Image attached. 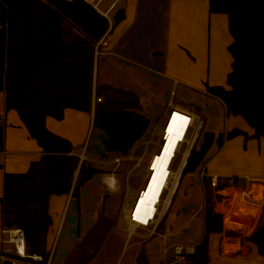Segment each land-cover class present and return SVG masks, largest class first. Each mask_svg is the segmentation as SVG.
Here are the masks:
<instances>
[{"label": "crops", "instance_id": "1", "mask_svg": "<svg viewBox=\"0 0 264 264\" xmlns=\"http://www.w3.org/2000/svg\"><path fill=\"white\" fill-rule=\"evenodd\" d=\"M120 10L124 12L122 19L114 26L112 23L111 30L96 44L99 54L95 60V83L101 89L100 96L117 89L132 92L134 110L149 119L146 133L131 150L149 138L156 125L164 122L160 120L166 116L174 86L176 103L200 113L206 121L198 149L206 133L214 135L196 168L182 177L160 228L167 234L166 241L154 237L146 243L135 242L140 247L136 263L162 264L166 245L201 243L205 237L206 206L210 199L213 210L221 217L222 230L209 236V264H264V257L251 240L255 232L264 227V137H254V128L242 116L228 113L222 99L208 89L217 85L228 87L227 76L233 62L228 47L233 38L227 14L211 13L209 0H119L110 10L111 18ZM76 29L73 32L78 34ZM94 109L93 105L91 112L66 108L61 119L47 116L45 126L69 140L73 153L80 157L89 128H97ZM0 123L4 126L0 148L1 198L4 173L27 171L31 162L40 159L42 150L29 135L17 111L5 108L4 90H0ZM234 129L248 136L228 137ZM221 135L223 139L219 140ZM105 139L106 134L104 143ZM107 153L112 158L99 161V166L85 157L87 164L102 171L81 187L79 199L72 192L49 196L48 212L52 223L47 250L51 233L56 231L57 234L61 225L72 235L74 227H78V239L74 244L77 245L67 249L57 264H89L103 247V244L95 247L91 242L104 243L109 234L117 230L119 223L116 228L108 229L104 223L99 225L102 212L106 219L111 220L117 214L122 218L126 198V188L121 186L124 177L121 180L118 169L113 172L119 179L116 188H111L106 178L108 173L103 171H112L109 165L115 166L114 158L121 154ZM98 175L102 178L101 193H94V197L87 185ZM212 176L218 178L217 186L211 185ZM2 225L0 203V229ZM79 246L87 248L89 253L91 246L94 250L87 260L82 258L75 263L72 255Z\"/></svg>", "mask_w": 264, "mask_h": 264}, {"label": "trees", "instance_id": "2", "mask_svg": "<svg viewBox=\"0 0 264 264\" xmlns=\"http://www.w3.org/2000/svg\"><path fill=\"white\" fill-rule=\"evenodd\" d=\"M209 9L228 16L233 38L228 49L233 62L228 87L208 89L222 99L228 113L242 116L254 128V137H264V3L209 0ZM123 16V11H117L113 26ZM65 20L79 29L70 41L63 36ZM109 27V20L84 0H0V90L5 93V108L17 111L42 150L40 159L31 162L27 171L4 173L2 223L22 229L28 253L38 254L45 261L52 223L49 196L72 192L79 199L81 187L102 171L85 160L80 164L72 143L49 131L45 119H61L66 108L92 111L96 44ZM95 90L102 98L98 85ZM115 91L121 99L108 96L96 102L94 126L105 132L107 152L128 154L146 133L150 121L134 110L132 92ZM238 134L248 136L234 129L228 137ZM213 138L212 133L205 134L203 145L190 156L184 174L196 168ZM3 140L4 126L0 123V148ZM205 219V237L197 244L190 264H209V236L222 230L221 217L210 199ZM251 240L264 257V227Z\"/></svg>", "mask_w": 264, "mask_h": 264}, {"label": "built area", "instance_id": "3", "mask_svg": "<svg viewBox=\"0 0 264 264\" xmlns=\"http://www.w3.org/2000/svg\"><path fill=\"white\" fill-rule=\"evenodd\" d=\"M84 1L91 4L109 20L110 27L108 31H110L112 28L110 10L114 8L119 0H114L108 10L101 7L105 0ZM98 54L99 51L96 49V57ZM175 96L176 87L174 86L168 100L166 120L152 129L150 137L141 144L143 145L142 151L137 153L136 147L128 154H121L114 158L117 168L127 161L132 164V168L128 173L142 174V182L137 188L130 186L128 183L130 174L127 175L126 199L122 207L121 221L125 225L128 241H131L140 230L148 233V238L160 237L166 241L167 234L161 232V225L172 206L188 160L192 153L198 149L205 128L206 121L204 117L198 112L180 106L176 103ZM101 99L97 96L94 87L92 94L93 107ZM170 125L173 129L174 146L171 152H166L170 155V161L166 166H163L155 160L156 158H163L162 153L168 143ZM182 130L183 134L180 136L179 133ZM84 159L85 155H80V160L83 161ZM113 176L108 175L106 178L109 180L111 188H116L117 180ZM152 182V194L140 203ZM218 183V178L212 176L211 185L217 186ZM196 247L197 244L177 243L166 245L162 264H190L191 258L196 254ZM0 264H52V250L49 251L46 261L38 254H30L27 251L24 231L17 227L2 225L0 229Z\"/></svg>", "mask_w": 264, "mask_h": 264}, {"label": "rangeland", "instance_id": "4", "mask_svg": "<svg viewBox=\"0 0 264 264\" xmlns=\"http://www.w3.org/2000/svg\"><path fill=\"white\" fill-rule=\"evenodd\" d=\"M113 1L114 0H105L101 4L102 9H107ZM62 27H63V36L66 41L72 40L74 36L76 35L73 32L74 28H77L75 31L76 33L78 32L77 30H79L75 24H73L72 22H67L66 20L63 22ZM94 86L96 87V83H94ZM108 96L112 98L120 97L118 93L113 90L110 93H108L107 96H101V97L103 98V100H105L108 98ZM161 119L162 120H160V122H163V121L165 122L166 117L163 116V118ZM103 136H105V132L102 129H99V128L97 129L91 126L88 131L87 140L85 144L82 146L81 153H80L81 155L86 154L85 157L86 156L89 157L91 162H93L95 165H98V166L100 165L99 161L103 159L112 158L111 155L107 153L104 148ZM142 146L143 145L141 144L137 146V149H136L137 153H140L142 151ZM109 168L113 170L112 171L103 170V171L105 173H108L107 175L112 176L114 175L112 174L114 170L118 169L117 172L121 175V180L124 177L121 182L123 185L121 186L122 187L124 186L126 188L127 175L130 174L128 172L129 170H131L132 164L126 161V162H123L120 166H118V168L116 167V165L114 166L113 164L109 165ZM113 177H115L114 179L117 180V184H118L119 179L117 178V176H113ZM101 181H102L101 175H98L97 177L93 178L92 181L88 183L87 189L89 190L90 195H93L94 193H97L99 195L101 193V184H102ZM141 182H142L141 173L133 172V174H130L128 183L130 184L131 187L137 188L140 186ZM124 194H126V192H124ZM94 195H95L94 197H96V194ZM102 217L103 218L100 221L99 225L101 223L106 224V229L110 227L116 228L115 227L116 223L117 224L119 223V225L117 227V230H113L109 234V237L107 238V240H105L104 243L103 242L100 243L99 240H94L95 241L94 243L91 242V245L95 247L98 244L99 245L103 244L102 245L103 247H101L96 258L93 259L89 264H137L135 258H136V255L140 247L137 244H135V242L146 243L154 237L148 238L147 237L148 233H146L143 230H140L138 231V233H136L133 240L128 241L127 232L125 230V225L121 221L122 218L119 219V214H117L116 217L112 218L111 219L112 221L110 219L104 218L103 212H102ZM77 239H78V227L77 226L74 227L73 235L67 232L66 227L65 229H63L62 225L60 226V229L58 230L57 234H56V231L51 233V237L49 240L50 247L48 251L52 250L53 264H57L62 260L63 254L66 252L67 249H69L72 246L75 247L77 245V243L76 245H74L75 242H77ZM124 245L126 246L124 247ZM93 246H91V249L89 250L90 253H92L91 251L94 250L92 249ZM90 253L88 252L87 248L84 249V246H79L76 252L72 255V258H74L73 261L77 263L78 262L77 260L78 259L80 260L82 258L87 260L88 258L87 256H89Z\"/></svg>", "mask_w": 264, "mask_h": 264}, {"label": "bare ground", "instance_id": "5", "mask_svg": "<svg viewBox=\"0 0 264 264\" xmlns=\"http://www.w3.org/2000/svg\"><path fill=\"white\" fill-rule=\"evenodd\" d=\"M172 125L169 126V128H171ZM172 131L173 129H169V134H168V143L166 144V146L164 147V151L162 153L163 155V158H156L155 162L163 165V166H166L168 164V162L170 161V155L166 152L169 151L171 152L172 151V147L174 146V140H173V137H172ZM183 134V130L179 133V135L181 136ZM166 154V155H165ZM152 190H153V182L151 183V185L149 186L147 192L143 195V200L140 201V203L144 202V200L148 197H150V195L152 194ZM140 208V207H138Z\"/></svg>", "mask_w": 264, "mask_h": 264}, {"label": "water", "instance_id": "6", "mask_svg": "<svg viewBox=\"0 0 264 264\" xmlns=\"http://www.w3.org/2000/svg\"><path fill=\"white\" fill-rule=\"evenodd\" d=\"M263 3H264V0H261ZM82 163V161L80 160V164ZM78 171H79V169H78ZM78 173V172H77Z\"/></svg>", "mask_w": 264, "mask_h": 264}]
</instances>
